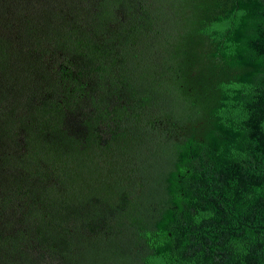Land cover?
Listing matches in <instances>:
<instances>
[{
    "label": "trees",
    "instance_id": "trees-1",
    "mask_svg": "<svg viewBox=\"0 0 264 264\" xmlns=\"http://www.w3.org/2000/svg\"><path fill=\"white\" fill-rule=\"evenodd\" d=\"M0 264H264V0H0Z\"/></svg>",
    "mask_w": 264,
    "mask_h": 264
},
{
    "label": "rangeland",
    "instance_id": "rangeland-1",
    "mask_svg": "<svg viewBox=\"0 0 264 264\" xmlns=\"http://www.w3.org/2000/svg\"><path fill=\"white\" fill-rule=\"evenodd\" d=\"M101 262H103V260H101Z\"/></svg>",
    "mask_w": 264,
    "mask_h": 264
}]
</instances>
